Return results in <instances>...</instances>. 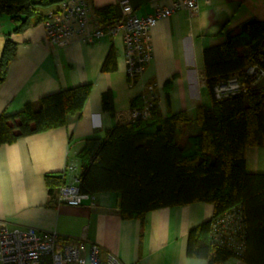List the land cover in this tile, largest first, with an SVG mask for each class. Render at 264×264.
Instances as JSON below:
<instances>
[{"label":"crops","instance_id":"1","mask_svg":"<svg viewBox=\"0 0 264 264\" xmlns=\"http://www.w3.org/2000/svg\"><path fill=\"white\" fill-rule=\"evenodd\" d=\"M39 1V0H32ZM93 16L112 7L119 13L120 0H88ZM137 15H147L173 0H128ZM197 14L179 9L160 19L151 30L153 54L143 73L134 80L126 75L122 36L104 35L91 43L73 38L66 45L44 39L43 20L14 32L8 17L0 15V52L6 38L16 45L14 56L0 81V113L11 114L60 89L90 84L80 112L67 116L64 126L0 145V220L55 232L67 240L84 238L125 264H206V259L186 254L191 228L207 220L213 205L195 202L147 212L142 220L123 219L119 192L95 195L93 204L67 205L50 197L46 173L63 172L68 162L78 166L77 154L85 139L104 137L117 124L131 121V100L153 86L158 112L185 111L180 145L201 132L196 121L198 106H211L206 84L203 50L224 41V34L247 19H264V0H197ZM58 2L40 8L45 16ZM44 18V17H43ZM113 50L116 68L102 71ZM110 92L113 113L103 109L102 95ZM246 169L264 173V147H248Z\"/></svg>","mask_w":264,"mask_h":264},{"label":"trees","instance_id":"2","mask_svg":"<svg viewBox=\"0 0 264 264\" xmlns=\"http://www.w3.org/2000/svg\"><path fill=\"white\" fill-rule=\"evenodd\" d=\"M61 0H0V15L8 17L14 32H21L44 18L40 8ZM103 21L115 15L112 7L95 11ZM224 41L203 50L208 90L253 61L264 66V19L250 18L227 30ZM16 45L5 39L0 52V81L14 56ZM116 68L113 50L106 55L102 71ZM90 84L60 89L42 96L35 109L30 103L22 110L0 113V145L27 135L64 126L67 116L80 112ZM140 96L131 108H140ZM103 109L113 113L110 92L102 95ZM185 111L162 116L156 98L150 117L117 124L104 137L85 139L77 154L80 192L96 195L119 192V213L123 219L142 220L151 210L207 202L213 213L191 228L186 254L204 258L206 264H226L233 253L210 242L212 222L234 207H240L244 223V252L247 264H264V173L246 169L248 147H264V86L245 95L212 99L211 106H198L196 121L201 132L180 145ZM67 173H46L49 196L56 197Z\"/></svg>","mask_w":264,"mask_h":264},{"label":"built area","instance_id":"3","mask_svg":"<svg viewBox=\"0 0 264 264\" xmlns=\"http://www.w3.org/2000/svg\"><path fill=\"white\" fill-rule=\"evenodd\" d=\"M120 11L103 21L93 16L88 0H61L56 9L45 13L44 39L51 45H66L73 38L91 43L104 35L120 34L124 44L126 75L134 80L149 64L153 47L151 30L157 22L179 9L197 14V0H173L169 5L157 6L147 15H137L128 0H120ZM264 86V66L258 61L248 63L243 70L211 87V97L220 100L233 95H245L250 90ZM142 107L132 108L131 121L145 120L156 98L153 86L140 95ZM64 171L67 180L57 192L58 203L67 205L93 204L94 195L82 193L78 187L79 169L68 162ZM210 242L229 249L233 256L226 264H247L242 260L244 252V223L240 207L218 215L212 222ZM0 264H125L117 255L103 251L95 242L79 238L67 240L55 232L39 230L31 226L10 225L0 220Z\"/></svg>","mask_w":264,"mask_h":264}]
</instances>
